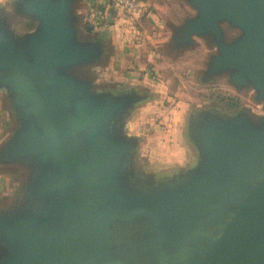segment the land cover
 <instances>
[{
  "label": "water",
  "instance_id": "95a60500",
  "mask_svg": "<svg viewBox=\"0 0 264 264\" xmlns=\"http://www.w3.org/2000/svg\"><path fill=\"white\" fill-rule=\"evenodd\" d=\"M76 2L17 0L14 14L37 24L22 36L0 22V89L15 113L0 165L24 169L0 205V264H264V118L204 112L187 127L192 168L143 172L124 117L144 96L97 92L77 72L106 55L77 39ZM187 2L196 16L169 46L205 38L216 51L204 74L264 102V0ZM225 23L239 36L227 41Z\"/></svg>",
  "mask_w": 264,
  "mask_h": 264
},
{
  "label": "clouds",
  "instance_id": "9594fccd",
  "mask_svg": "<svg viewBox=\"0 0 264 264\" xmlns=\"http://www.w3.org/2000/svg\"><path fill=\"white\" fill-rule=\"evenodd\" d=\"M17 0H0V18H6L9 29L16 35L35 31L37 24L25 17L15 15ZM77 18V39L99 40L109 49L106 65H94L77 69L89 76L97 92L100 85H116L113 94L135 91L147 93L150 100L137 103L124 117L125 134L138 143L134 161L145 173H154L157 178L172 175L175 165L184 167L186 161L176 154H164L153 147L154 141H167L179 135L185 128L188 116L201 107L197 93L208 88L201 85L200 75L206 71L207 61L215 54V47H208L207 40L193 35L191 48L173 51L166 46L171 42L172 28L183 25L186 19L196 16V9L187 0H77L72 7ZM91 28V32L86 29ZM226 39L238 35L220 26ZM226 77L217 78V83H226ZM248 91L249 112L264 118V102L255 103ZM14 117L9 112L6 94L0 96V144L12 135ZM195 164L193 159L189 167ZM16 167L21 181L11 183L9 168ZM24 169L18 166L0 165V202L8 203L14 188L22 182Z\"/></svg>",
  "mask_w": 264,
  "mask_h": 264
},
{
  "label": "rangeland",
  "instance_id": "374dc122",
  "mask_svg": "<svg viewBox=\"0 0 264 264\" xmlns=\"http://www.w3.org/2000/svg\"><path fill=\"white\" fill-rule=\"evenodd\" d=\"M174 29H176V28H172V32ZM231 30L237 31L238 35L236 37L239 36V34H240L239 30H236V29H231ZM224 36L226 38V34ZM233 39H231V40H233ZM226 40L231 41L228 39H226ZM207 44H208V47H210V48L213 47V45L208 40H207ZM192 46H193V44L190 47L177 48L176 51L191 48ZM166 47L169 48L170 46L168 45ZM108 52H110V54H111L110 49ZM210 57H209V59H210ZM209 59H208V61H209ZM107 61H108V54L105 56V58L101 62H99L95 65H106ZM208 61H207V63H208ZM81 76L85 77V78H89L92 81V79L89 76H86V75H81ZM200 77H201V75H200ZM219 77H226L227 78L226 83H224V84L217 83V78H219ZM200 83H201V85H209L208 88H205L203 91H200L197 93V96L201 102V107L199 109H203L205 112L216 114L219 116H233V115H236V113H235L236 107H234V105L237 104L238 101H240L243 105L248 103V94H245V92H239L240 90H237V89H235V87L230 85L228 83V75L226 73H223L220 76H215L214 78H212V82H210L208 84H205L201 81H200ZM150 99H151V97L149 96L148 100H150ZM255 103H260V102L256 101ZM193 109L195 110V105H193ZM238 114H239V112H238ZM188 124H189V116H188V120L186 122L185 128L181 131V133L179 135L172 136V137L168 138L167 141L160 140L158 143L156 141H154V143H153V147H156L158 151H160L164 154L174 153V154H176V158H183L186 161L184 167H179L178 165H175V171L173 172V174H176V173L180 172L181 170L187 169V167H189V164H191L193 159L195 160V163H196L197 153H196V150H195L193 144L191 143V141L189 140V138L187 136ZM193 166H191V168ZM9 172L11 174L10 186L12 184L17 183L18 181H21V175L18 173L17 170H13V171L10 170ZM148 174H151L155 178H157V176L154 173H148ZM166 176L167 175H164L160 178H164ZM15 189L16 188H14V190ZM4 204L5 203H2V202L0 203V205H4Z\"/></svg>",
  "mask_w": 264,
  "mask_h": 264
},
{
  "label": "flooded vegetation",
  "instance_id": "af4514ba",
  "mask_svg": "<svg viewBox=\"0 0 264 264\" xmlns=\"http://www.w3.org/2000/svg\"><path fill=\"white\" fill-rule=\"evenodd\" d=\"M1 21H3V22H5V18H0V22ZM31 23V22H30ZM90 28V27H89ZM89 28H87L86 30L88 31V32H91V28L89 29ZM229 30H231L230 28H228ZM231 31H234V30H231ZM235 32H237V31H235ZM225 33V32H224ZM238 33V32H237ZM14 35H16L15 33H13ZM8 37H7V39L9 38V35H7ZM237 36V35H236ZM236 36H234L233 38H235ZM1 37H3V36H1V34H0V39H1ZM6 36H4V38H5ZM11 37H12V35H11ZM232 38V39H233ZM2 40V39H1ZM9 40V39H8ZM231 40V39H230ZM0 47H2V43H0ZM3 47H11L10 45H8V44H6L5 43V45L3 46ZM169 49H171V50H173V51H176L174 48H172V47H169ZM110 55V52H108V56ZM7 73L6 72H3V73H0V79L3 77V76H5ZM200 81L201 82H203V83H205V84H208V83H210V82H212V79H210V78H208L205 74H204V72L201 74V77H200ZM97 87H99L100 89H101V91H99V92H108V93H110V94H113V90L116 88V85H114V84H110V85H100V86H97ZM236 89V88H235ZM253 90V92H254V96L251 98L253 101H257L256 100V97H257V95H258V90H256L252 85H249V86H246V87H240L239 89H237V90H240L239 92H245V94H248V91L249 90ZM129 92H133V91H129ZM135 92V91H134ZM238 92V93H239ZM123 92H120V93H116V94H113V95H119V94H122ZM128 93V92H127ZM5 93H3V92H1V89H0V96H2V95H4ZM142 96H144V99L141 101V102H143V101H145V100H148V95H147V93L145 92L144 94H142ZM140 103V102H139ZM234 107H236V114H238V112L239 113H246L247 115H249L251 118H253V119H263V118H259V117H255V116H253L250 112H249V110L247 109V108H245L244 107V105L240 102V101H238L237 102V104H235L234 105ZM9 112H10V115L11 116H13L14 117V124H13V127L15 126V113H14V111L10 108V104H9ZM204 110L203 109H195L192 113H190V115H189V123H192V122H198V121H200L202 118H203V114H204ZM234 113V114H235ZM190 165V164H189ZM191 167H187V169H185V170H188V169H190ZM174 174H172V175H167L166 176V178L167 177H171V176H173ZM203 233V232H202ZM196 244H201V241H197V242H193V241H190V243L188 244V247H192V246H194V245H196ZM185 253H190L189 251H186V252H184L183 254H185ZM116 258L117 259H119L118 258V256H116ZM181 258H182V256H181ZM183 264H190V261H189V259H187V258H184L183 259Z\"/></svg>",
  "mask_w": 264,
  "mask_h": 264
},
{
  "label": "crops",
  "instance_id": "0c3cea01",
  "mask_svg": "<svg viewBox=\"0 0 264 264\" xmlns=\"http://www.w3.org/2000/svg\"><path fill=\"white\" fill-rule=\"evenodd\" d=\"M1 203V202H0Z\"/></svg>",
  "mask_w": 264,
  "mask_h": 264
}]
</instances>
